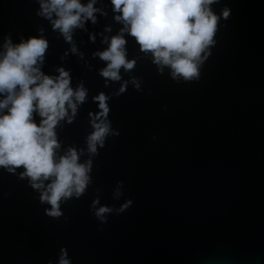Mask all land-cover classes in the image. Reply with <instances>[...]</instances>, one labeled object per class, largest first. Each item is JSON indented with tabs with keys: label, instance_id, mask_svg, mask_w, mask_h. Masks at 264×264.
<instances>
[{
	"label": "water",
	"instance_id": "obj_1",
	"mask_svg": "<svg viewBox=\"0 0 264 264\" xmlns=\"http://www.w3.org/2000/svg\"><path fill=\"white\" fill-rule=\"evenodd\" d=\"M96 6L107 17L97 14L96 25L89 21L87 31L73 34L81 59L37 17L36 0H0V51L6 35L19 43L43 28L44 74L56 76L63 67L74 89L81 81L89 89L75 122L57 127L64 149L84 147L92 131L88 113L98 111L92 97L120 87H104L98 71L105 62L93 53L105 50L103 36L116 35L121 25L110 0ZM224 6L230 18L221 20L198 80H173L167 67L160 74L151 53L126 36L136 67L121 74L138 77L141 91L129 84L109 101L120 135L109 137L95 158L86 194L61 204L63 217L45 215L50 205L19 179L22 168L16 175L0 169V264H58L61 247L72 264H264V0H220L212 7L219 15ZM118 181L122 195L115 199ZM97 196L100 206L133 203L100 225L90 211Z\"/></svg>",
	"mask_w": 264,
	"mask_h": 264
},
{
	"label": "clouds",
	"instance_id": "obj_2",
	"mask_svg": "<svg viewBox=\"0 0 264 264\" xmlns=\"http://www.w3.org/2000/svg\"><path fill=\"white\" fill-rule=\"evenodd\" d=\"M36 3L37 17L47 20L52 31L58 33L57 38L62 37L70 45L69 51L83 59L73 40L74 31H87L89 21L96 25L97 14L107 17L104 7L96 6L98 0H88L86 4L81 0ZM219 3L220 0H110L113 21L121 27L116 35L103 36L101 42L107 47L93 53V58L105 62V67L98 71L104 87L117 82L120 87L111 95L100 92L92 97L98 111L88 113L92 131L85 137L84 147L70 145L64 149L57 127L63 129L62 121L68 125L75 122L79 108L88 101L89 89L83 81L74 89L70 72L63 67L55 69L56 76L44 74L41 69L49 43L43 28L38 29V36L21 37L19 43H13L11 36L6 35L0 51V169L16 175L17 169L22 168L19 179H27L39 194L41 205H50L45 215L53 219L63 217L61 204L86 194L93 184L95 158L109 137L120 135L109 120V101L124 94L129 84L141 91L142 81L138 77L124 80L121 74L122 69L128 74L136 67V60L128 59L126 36L134 38L140 52L151 53L160 74L167 67L173 80H198L201 65L211 55L221 20L227 21L231 15L227 6L216 14L212 6ZM111 31L110 26L104 28V32ZM90 39L94 42L95 35L90 34ZM34 113L39 117L38 123ZM85 156L87 159L82 160ZM122 188L123 182L118 181L115 199L122 195ZM132 203L127 200L119 208L100 206L97 196L90 211L104 225L109 215H121ZM58 264H72L64 247L60 248Z\"/></svg>",
	"mask_w": 264,
	"mask_h": 264
}]
</instances>
